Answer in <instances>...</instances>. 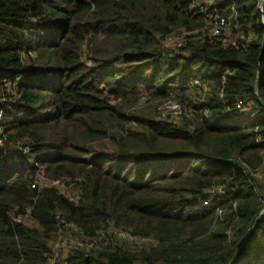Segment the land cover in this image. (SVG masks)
Returning <instances> with one entry per match:
<instances>
[{
	"label": "trees",
	"instance_id": "obj_1",
	"mask_svg": "<svg viewBox=\"0 0 264 264\" xmlns=\"http://www.w3.org/2000/svg\"><path fill=\"white\" fill-rule=\"evenodd\" d=\"M263 104L264 0H0V264H264Z\"/></svg>",
	"mask_w": 264,
	"mask_h": 264
},
{
	"label": "rangeland",
	"instance_id": "obj_2",
	"mask_svg": "<svg viewBox=\"0 0 264 264\" xmlns=\"http://www.w3.org/2000/svg\"><path fill=\"white\" fill-rule=\"evenodd\" d=\"M221 34L224 35L223 40L224 42H233V36H231V33L229 32V28L226 25L222 31ZM185 39V34L181 31H177L173 34V36L165 41V46L172 50L176 49L177 46H180L181 43H183ZM145 99H142L141 102H144ZM157 110L159 111V114L162 116H170L173 118V120L177 121V114L179 113V106L177 103L170 99V100H162L156 103ZM254 178L257 180L263 181L264 183V164L257 169L253 173ZM46 185L55 186L61 193L68 196V194H71L72 190L68 186L63 185L62 183H55L52 180L46 181L42 180ZM26 223H29L28 220ZM102 237V234H98V237L95 241H97L99 238ZM82 243L81 236L77 230L73 229H67L64 231H61L51 242V248L54 252V258L57 257H64L66 250H68L70 247H78Z\"/></svg>",
	"mask_w": 264,
	"mask_h": 264
},
{
	"label": "built area",
	"instance_id": "obj_3",
	"mask_svg": "<svg viewBox=\"0 0 264 264\" xmlns=\"http://www.w3.org/2000/svg\"><path fill=\"white\" fill-rule=\"evenodd\" d=\"M227 24H226V21H225V19L224 18H219L215 23H214V26L210 29V34H211V36H220L221 35V31H222V29L226 26ZM55 183H58V182H55ZM219 193V195H223V191L222 190H219L218 191ZM202 204H203V206H210V201H202ZM117 236L119 237V238H127L128 240H129V242L130 241H132L133 240V238H131V237H129L128 235H126V234H123V233H120V232H118L117 233ZM100 239V238H99ZM92 246V245H91Z\"/></svg>",
	"mask_w": 264,
	"mask_h": 264
},
{
	"label": "water",
	"instance_id": "obj_4",
	"mask_svg": "<svg viewBox=\"0 0 264 264\" xmlns=\"http://www.w3.org/2000/svg\"><path fill=\"white\" fill-rule=\"evenodd\" d=\"M260 77H261V69H258L257 71V81L260 80ZM257 100L260 102V100L257 98ZM264 105V104H263ZM253 226H254V222L251 224V227H250V230L248 231V233L246 234V236L244 237V239L241 241V243L238 245L237 249H236V252L234 254V257L233 259L231 260L230 264H232L237 252L239 251L240 247L245 243L246 241V238L249 236V234L251 233V230L253 229Z\"/></svg>",
	"mask_w": 264,
	"mask_h": 264
}]
</instances>
